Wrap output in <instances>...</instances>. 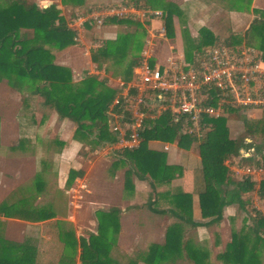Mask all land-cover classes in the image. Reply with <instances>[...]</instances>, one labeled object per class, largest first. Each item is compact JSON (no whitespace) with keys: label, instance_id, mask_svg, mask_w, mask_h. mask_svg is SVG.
Returning <instances> with one entry per match:
<instances>
[{"label":"trees","instance_id":"1","mask_svg":"<svg viewBox=\"0 0 264 264\" xmlns=\"http://www.w3.org/2000/svg\"><path fill=\"white\" fill-rule=\"evenodd\" d=\"M27 1L30 0H0V83L6 81L10 87L18 90L28 86L32 96L43 98L45 107L53 108L61 119H68L76 125L75 138L83 137L89 143L99 146L117 143L116 136L110 131L108 111L118 91L95 75H89L82 82L75 83L72 70L56 63V52L77 44L74 32L62 17L61 9L56 4L44 9L37 3L29 5ZM61 1L64 6L70 3L82 5V0ZM237 2L232 9L239 12L249 10L243 0ZM155 5L167 10V37L175 39L174 17L178 9L173 3L164 5L160 0H121L93 6L89 11L121 6L155 9ZM105 26H134L135 30L120 35L115 41H104L102 48L92 51L93 61L98 63L99 69L104 66L101 60L111 61L113 75L121 77L128 84L134 80V70L140 65L147 30L141 22L128 18L109 19ZM252 28H261L264 35V20L260 25L257 21ZM199 36L198 40L185 37V56L188 62L194 63L195 56L211 46L225 45L234 51L245 48L242 47L243 38L240 35L231 34L221 42L211 29L203 27L199 28ZM260 50L262 53H259L264 57V41ZM110 71L111 69H107V72ZM208 104L218 105L215 94ZM226 111L227 117L205 120L201 140L184 132L182 122H174L170 112H164L155 120L147 121L142 133V144L138 149L121 151V156L124 157L121 163L129 166L126 172L127 186H130L133 177L148 182L152 194L150 208L156 211L154 207L163 198L171 205V209L157 213L168 214L178 221L168 229L164 244L152 245L139 258L143 263L166 264L171 256L177 255L184 258L186 264H215L211 261L209 252L191 237L190 232H196L200 227L221 225L226 217L225 210L236 207L239 213H247L252 226L233 233L226 249L217 255L216 260L222 264H262L264 216L251 204V199L247 198L256 191L257 183L252 179L237 178L231 166L236 163V159L240 166L260 167L264 164L263 147L248 142L257 134L264 133V114L258 122L245 114L240 116L246 131L241 138L234 140L230 137L228 123L230 118H238L239 111L231 107ZM154 141L177 143L184 150L199 143L197 150L202 168L196 174L195 193L199 196L202 218L206 222H196L193 218V194L185 193L179 188L173 193L158 192L159 187L171 185L182 178L184 168L168 165L165 153L151 150L149 143ZM242 150H246L251 156L244 157ZM83 176L82 172L71 170L68 183ZM258 196L264 199V185L258 190ZM7 210L6 207H0L2 214ZM111 214L98 213V234L81 239L82 264L105 262L103 258L110 248L106 241L105 227L112 222ZM33 259L25 246L0 240V264H31Z\"/></svg>","mask_w":264,"mask_h":264},{"label":"crops","instance_id":"2","mask_svg":"<svg viewBox=\"0 0 264 264\" xmlns=\"http://www.w3.org/2000/svg\"><path fill=\"white\" fill-rule=\"evenodd\" d=\"M237 1L223 0L225 7L230 8L236 7ZM54 4L52 2V5ZM49 7L50 5L43 8ZM100 10L88 11L86 14L78 15L68 24V27L77 36V44L70 48L85 47V59L90 60V70H84L81 74L75 75L77 73L75 62L59 63L57 61V54L70 48L55 53L56 63L72 70L75 83L82 82L89 75H95L100 80H106L110 88L118 91L117 98L121 92V84H126V82L121 77L114 76L113 71L107 72V69H111L107 64L102 63L103 69H99L98 63L94 62L92 58V51L102 48L104 41H115L117 38H106L107 40L102 43L97 42L90 46L85 41L86 33L93 27H105L112 31L108 34H113L121 26H105V23L102 26L91 23L79 26L75 23L80 16L93 15ZM145 26L147 30L160 28L152 25L150 27L148 24ZM176 37L177 35L175 40ZM167 40L172 41L169 38ZM169 45L171 47L170 53L175 55L172 50L173 45ZM25 106L27 113L22 115L19 111L21 108L18 106L11 119L14 133L18 139L11 143L10 149L4 152L10 157V168L2 167L0 170V193L11 196L9 201L6 197L0 196V207L8 208L4 214L0 212V233L2 232L0 240L25 246L34 258L31 264H82L81 239H87L91 234H98V213H112L111 216L109 215L113 217L112 222L105 227L106 241L109 242L110 248L103 258L105 262L98 264H145L139 258L147 253L146 251L152 245L164 244L168 229L178 222L168 214L157 213L171 209L168 201L163 198L159 199L158 205L154 207L156 211H153L149 205L152 201L150 200L152 194L148 182L133 177L130 186H127L126 172L129 166L121 163L124 157L121 156V150L118 149L116 143L99 146L89 143L83 137L75 138L76 125L68 119L62 120L65 123L75 125L72 139L76 141L69 144L67 142L69 139L63 130L60 133V138L58 140L53 139L52 142V136H49V133L47 134L35 127L36 117L33 115L28 102ZM245 114L257 115V112ZM40 122L39 125H44L46 118L43 117ZM110 131H113L111 125ZM248 142L251 141L248 140ZM198 146L199 143H196L191 149L184 150L180 149L177 143L156 141L149 143L151 150L167 155L168 165L184 168L182 178L175 180L171 185L159 187L158 192L161 194L173 193L179 188L185 193L193 194V218L196 222H206L202 219L199 196L195 193L196 174L202 168V160L197 150ZM101 166L104 167V170L101 169ZM71 170L84 174L83 177L76 178L75 183H81L83 188L87 189L88 187V192L95 193V200L89 202L91 208L77 213L68 209L67 214H64L50 206H38L44 205L46 200H49L52 187L54 191L69 194L71 183H73H68ZM112 185L121 186L124 192L120 195L116 194V196L110 195L108 191L113 188ZM100 192L101 194L98 196L97 194ZM114 198L120 201V205H108L100 201V199L110 201ZM257 209L260 211L259 207ZM9 226L10 230L12 226L16 229L15 233L11 230L15 234L13 238H9ZM215 227L198 228L196 233L200 235V239L197 237V242L204 244L207 240L204 234L211 232L212 237L215 230H218ZM3 232L5 237H3ZM177 262L178 256L176 255L171 256L170 261L166 264H176Z\"/></svg>","mask_w":264,"mask_h":264},{"label":"rangeland","instance_id":"3","mask_svg":"<svg viewBox=\"0 0 264 264\" xmlns=\"http://www.w3.org/2000/svg\"><path fill=\"white\" fill-rule=\"evenodd\" d=\"M121 0H82L81 6H75L70 3L68 6H64L61 0H47V3L44 5L48 7L50 3L54 2L59 9L62 11V17L65 18L67 24L72 22L77 15L86 14V11H89L93 6H102L107 5L112 2H117ZM164 5L173 3L177 6L179 14L175 12L177 15L174 17V29L176 40L172 41L167 40V38H157L153 43V47L151 48V54L153 57V64L166 65L169 64L170 60L180 62L182 60H187L185 56V37H190V39L198 40L199 39V28H209L213 30V32L218 37L219 41L224 42L231 36V34L240 35L242 40V47L245 48H253L258 52L260 50L261 43L264 41V35L261 33V28L253 29L252 26L257 21L259 25L264 20V0H243L245 5L248 6V11L244 10L242 12L236 11L230 7H225V3L223 0H160ZM37 3L41 8V0H30L27 1V4ZM153 8L158 9L159 11L167 13L166 9L155 5ZM154 9V10H155ZM94 11V10H93ZM164 21V20H163ZM140 22V21H139ZM148 22L141 23L144 28L147 30L146 26ZM145 24V25H144ZM156 27L162 26L161 21H153L148 24ZM256 26V25H255ZM105 27H93L88 30L86 43L91 44L100 42L102 43L106 38H118L120 35L126 34L130 31L135 30L134 26H124L118 27V29L113 34H108L112 32L110 30H106ZM149 29L147 30V36L145 37V41L149 38L148 34ZM173 45V51L175 55H172L170 45ZM215 46H211L207 48L204 52L214 48ZM97 51V50H94ZM85 47H74L70 48L63 53L57 54V61L59 63L75 62V67L78 73L84 72V70H90L89 61H87L85 55ZM203 52V53H204ZM202 53V54H203ZM201 55V54H198ZM197 56H195L194 61ZM188 62V61H187ZM107 64L112 69V63L106 62L105 60H101V64ZM89 66V67H87ZM84 77V76H82ZM79 78V76H77ZM28 102V105L32 109L33 115L36 117L35 127L40 131H44L51 137L53 142L54 140H58L60 138L61 131L64 130V133L67 135L69 139L67 142L72 144L73 140L72 135L75 131V125H72L68 122L65 123L56 111L51 107H45L43 105V98L40 96H32L30 92V88L25 86L22 90H18L9 86L6 81L0 83V118H1V139H0V170L2 167L10 168L11 162L10 157L6 155V150L10 149L11 143L15 142L18 139V136L14 133L13 123L11 122L12 117L16 113L15 109L18 106L21 108L19 111L23 115L26 112L25 104ZM155 113V110H150V115ZM257 111V115H249L242 112H239L238 118L234 117V119L230 118L229 127H230V137L234 140L241 138L246 131L245 124L243 120L240 118L242 115H246L253 119V121L258 122L262 115ZM45 117L46 122L44 125L39 122L41 119ZM41 123V122H40ZM251 143L255 146H261L264 150V133L257 134L252 140ZM250 143V142H249ZM56 148V147H55ZM54 150H57L55 149ZM245 156L248 154L246 150L243 153ZM81 155V154H80ZM248 156V155H247ZM234 165L231 166L232 172L233 167L237 166L238 159H236ZM229 164V163H227ZM101 169L104 170V167L101 166ZM237 178H240L237 174L234 173ZM75 181V180H74ZM71 183V188L69 189V194L59 193V191H54L53 187L51 188L52 193L50 194L49 200H46L44 205L45 207H52L57 211H61L64 214H67L68 209H72L73 212L77 213L86 209L91 208L89 205L90 201L95 200V193L88 192L87 189L83 188L81 183ZM254 182L257 183L256 191L248 195L247 198L251 199V204L255 207H259L262 214H264V199H261L258 196V190L264 185V176L259 178H254ZM101 186V185H100ZM113 188H110L108 191L110 195L116 196V194H121L124 192L119 185H112ZM150 190V189H149ZM101 192L97 195L100 196ZM151 195V194H150ZM1 197H6L9 201L10 194L0 193ZM152 200V197L150 198ZM7 201V202H8ZM103 204L108 205H120V201L116 198L106 201L100 199ZM127 206L126 204H124ZM55 206V207H53ZM255 207V208H257ZM69 211V210H68ZM225 219L221 225L216 226L218 230L213 233L211 237V232L208 234H204L209 242H204L201 244L203 249L207 250L210 254V259L215 264H222L217 262V255L223 252L227 244L230 242L233 233L240 232L242 228H248L247 226H252L251 220L248 219V215L245 212H238L236 207L227 208L225 210ZM203 219V218H202ZM88 222V221H87ZM14 226V225H13ZM11 227V230L16 232V229ZM10 230V226H9ZM10 230L9 238L14 237V233ZM187 230V227L186 229ZM85 233V231H84ZM202 234V233H200ZM2 235V232L0 233ZM12 235V236H11ZM191 237L197 242V237L200 239V235L196 232H190ZM202 236V235H201ZM3 237H5L3 232ZM199 243V242H198ZM217 243V245H216ZM220 249H219V248ZM147 252V251H146ZM261 262L264 264V251L262 252ZM186 260L184 258L178 257V262L176 264H186Z\"/></svg>","mask_w":264,"mask_h":264},{"label":"built area","instance_id":"4","mask_svg":"<svg viewBox=\"0 0 264 264\" xmlns=\"http://www.w3.org/2000/svg\"><path fill=\"white\" fill-rule=\"evenodd\" d=\"M114 18L162 22L160 28L148 31L140 65L134 71L135 79L121 84L119 96L109 107V124L119 150L138 149L147 121L164 112H170L174 122H182L184 132L199 140L204 134L205 120L227 117L229 107L242 113L264 114V57L255 49L234 51L219 45L197 56L194 63L170 60L166 65L153 64V43L159 37L167 38L164 12L133 6L106 7L96 14L80 16L75 23L102 26ZM214 94L218 98L217 106L208 104ZM151 109L155 110L152 115ZM243 153L244 157L251 156ZM233 171L241 180H254L264 176V164L237 165Z\"/></svg>","mask_w":264,"mask_h":264},{"label":"clouds","instance_id":"5","mask_svg":"<svg viewBox=\"0 0 264 264\" xmlns=\"http://www.w3.org/2000/svg\"><path fill=\"white\" fill-rule=\"evenodd\" d=\"M47 3V0H41V6H44Z\"/></svg>","mask_w":264,"mask_h":264},{"label":"water","instance_id":"6","mask_svg":"<svg viewBox=\"0 0 264 264\" xmlns=\"http://www.w3.org/2000/svg\"><path fill=\"white\" fill-rule=\"evenodd\" d=\"M52 5V3L50 4V6ZM244 152V150L241 151V153Z\"/></svg>","mask_w":264,"mask_h":264}]
</instances>
